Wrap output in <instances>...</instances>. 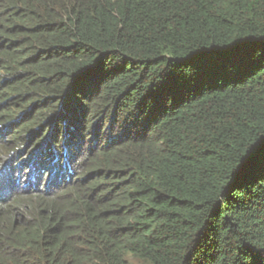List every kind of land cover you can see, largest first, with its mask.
Wrapping results in <instances>:
<instances>
[{
	"label": "trees",
	"instance_id": "1",
	"mask_svg": "<svg viewBox=\"0 0 264 264\" xmlns=\"http://www.w3.org/2000/svg\"><path fill=\"white\" fill-rule=\"evenodd\" d=\"M0 264H264V0H0Z\"/></svg>",
	"mask_w": 264,
	"mask_h": 264
}]
</instances>
